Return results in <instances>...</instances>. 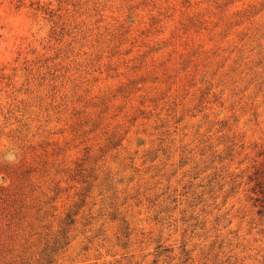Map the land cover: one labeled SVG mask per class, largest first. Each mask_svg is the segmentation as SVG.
Returning a JSON list of instances; mask_svg holds the SVG:
<instances>
[{"label":"rangeland","instance_id":"1","mask_svg":"<svg viewBox=\"0 0 264 264\" xmlns=\"http://www.w3.org/2000/svg\"><path fill=\"white\" fill-rule=\"evenodd\" d=\"M0 264H264V0H0Z\"/></svg>","mask_w":264,"mask_h":264}]
</instances>
